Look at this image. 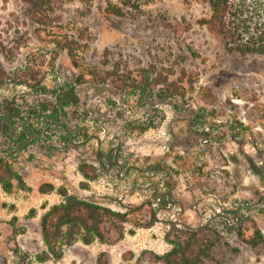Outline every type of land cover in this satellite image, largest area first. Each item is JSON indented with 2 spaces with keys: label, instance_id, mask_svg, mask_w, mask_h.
Returning <instances> with one entry per match:
<instances>
[{
  "label": "rangeland",
  "instance_id": "rangeland-1",
  "mask_svg": "<svg viewBox=\"0 0 264 264\" xmlns=\"http://www.w3.org/2000/svg\"><path fill=\"white\" fill-rule=\"evenodd\" d=\"M103 8L0 0V160L22 181L0 185V264H163L190 232L204 264H264V56L228 52L203 4ZM59 191L126 222L40 261Z\"/></svg>",
  "mask_w": 264,
  "mask_h": 264
},
{
  "label": "trees",
  "instance_id": "trees-1",
  "mask_svg": "<svg viewBox=\"0 0 264 264\" xmlns=\"http://www.w3.org/2000/svg\"><path fill=\"white\" fill-rule=\"evenodd\" d=\"M41 13H52L65 3L79 1L91 6L96 0H21ZM155 0H103V12L112 17L122 18L139 12ZM190 6L194 3L206 5L209 18L204 19L208 30L224 39L227 50L241 57L264 56V0H180ZM47 21L40 17L39 23ZM73 59L72 51H69ZM76 64V63H75ZM69 99L74 100L72 93ZM1 165V160H0ZM88 166L82 165L80 173L87 180H93ZM11 179L21 184V178L9 166H0V185L9 192ZM54 189L51 184L40 187L41 193ZM62 203L52 206L41 218L40 230L46 247L44 259H60L62 248L76 241L90 244L93 240L104 241L103 226L125 223L126 214L114 212L94 202L79 199L65 191H59ZM185 239L166 238L172 249L159 260L163 264H204L209 257L212 243L199 237L197 232L186 233Z\"/></svg>",
  "mask_w": 264,
  "mask_h": 264
}]
</instances>
